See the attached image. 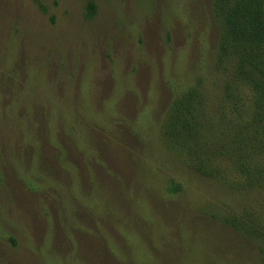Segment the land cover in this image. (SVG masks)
<instances>
[{
	"label": "rangeland",
	"instance_id": "rangeland-1",
	"mask_svg": "<svg viewBox=\"0 0 264 264\" xmlns=\"http://www.w3.org/2000/svg\"><path fill=\"white\" fill-rule=\"evenodd\" d=\"M88 1L0 0V262L264 264V94L215 0ZM193 89L216 178L165 137Z\"/></svg>",
	"mask_w": 264,
	"mask_h": 264
},
{
	"label": "trees",
	"instance_id": "trees-1",
	"mask_svg": "<svg viewBox=\"0 0 264 264\" xmlns=\"http://www.w3.org/2000/svg\"><path fill=\"white\" fill-rule=\"evenodd\" d=\"M86 9V17L92 18L97 9L94 0L88 1ZM214 10L222 24L219 45L221 64L225 59L234 61L236 80L253 85L264 94V0H215ZM198 97L193 89L177 100L164 131L165 137L172 148L187 150L190 157L196 159L190 165L192 169L205 177L216 178L222 171L212 164L217 157L204 147L205 142L199 143L195 132V103ZM239 155L242 156L241 153ZM246 170L244 172L250 174V169ZM256 177H248L249 186L254 185ZM230 222L245 235H260L256 229H248L242 220L233 219ZM12 243L15 245V240Z\"/></svg>",
	"mask_w": 264,
	"mask_h": 264
}]
</instances>
